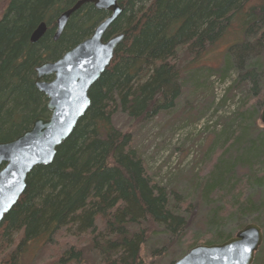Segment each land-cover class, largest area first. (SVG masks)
<instances>
[{"label":"trees","instance_id":"1","mask_svg":"<svg viewBox=\"0 0 264 264\" xmlns=\"http://www.w3.org/2000/svg\"><path fill=\"white\" fill-rule=\"evenodd\" d=\"M78 1L0 0L5 3L0 17V142L22 135L36 118L50 116L48 99L35 84L36 68L89 38L110 15L86 3L55 41L58 17ZM119 3L123 12L104 40L124 34V41L91 87V105L73 133L57 148L51 164L31 171L24 193L5 215L0 264H24L23 257L40 242L33 264H87L92 257L96 264H144L145 243L157 227L175 241L186 236L190 221L181 203H171L169 193L148 173L132 134L118 130L114 117L122 112L148 121L174 107L187 83L183 73H213L217 68L201 60L232 28L237 41L220 71L239 67L237 81L249 83L250 90L236 112L237 126L217 148H209L214 150L205 173L197 175L198 183L207 176L203 200L220 201L213 222L224 225L235 219L237 231L248 223L264 230L263 124L256 134L252 131L264 106V0ZM42 22L47 31L33 43L32 33ZM189 205L185 202V210ZM233 232L218 227L205 238L183 242V254L197 244L222 243ZM82 237L84 248L73 244ZM54 247H61L60 252L48 263L42 253ZM254 264H264V247Z\"/></svg>","mask_w":264,"mask_h":264},{"label":"rangeland","instance_id":"2","mask_svg":"<svg viewBox=\"0 0 264 264\" xmlns=\"http://www.w3.org/2000/svg\"><path fill=\"white\" fill-rule=\"evenodd\" d=\"M4 7L5 3H0V17ZM236 41V28H232L224 39L209 48L201 61L217 68L210 75L202 77L198 69L183 73V79H187V83L170 110L161 112L148 121L134 120L122 112L116 113L114 117V125L118 130L132 134L134 147L146 162L148 173L169 193L172 204L175 201L178 205L181 203L183 214L190 221L186 236L176 241L172 236L165 234L161 227H157L145 243L144 254H147L148 259L146 257L144 264H173L184 255L186 248L183 242L205 238L218 227L227 233L236 230L235 219L225 221L224 225L220 220H216V223L211 220L213 210L220 201L203 200L202 188L207 176L202 178L200 183L197 176L201 172L199 176L205 173L211 152L224 142V138L237 126L236 112L250 90L249 83L242 84L237 81L241 73L239 67L230 69L226 74L220 71L225 65L224 56ZM207 71L205 70V74ZM193 72L195 73L189 81ZM196 81L200 84L198 87L193 85ZM253 103L255 102L251 100L250 105ZM261 111L254 120L257 123L252 127L255 134L262 123ZM225 132L228 134L223 136ZM211 146L214 149L208 151ZM235 172L239 177L238 168ZM252 193L254 194V191ZM185 202L190 204L186 210ZM262 220L264 221V217ZM237 232L236 230L233 233ZM73 240V244L78 247L84 248L87 244L84 237ZM41 244L40 242L35 248L31 246L28 255L23 257L24 264H33L36 249ZM64 244L62 242V245ZM263 247L264 240L259 250ZM60 248L54 247L49 252L45 251L42 253L43 259L51 262L59 254ZM93 259H88L87 264H96ZM97 259L100 260L99 257Z\"/></svg>","mask_w":264,"mask_h":264},{"label":"water","instance_id":"3","mask_svg":"<svg viewBox=\"0 0 264 264\" xmlns=\"http://www.w3.org/2000/svg\"><path fill=\"white\" fill-rule=\"evenodd\" d=\"M85 3L94 4L110 15L89 38L59 59L43 62L36 68L35 84L48 99L49 118L38 117L22 135L0 142V227L24 193L31 171L36 166L51 164L57 148L73 133L91 105V87L109 67L124 41V34L104 40L107 30L123 12L119 0H79L58 17L55 41L61 37L70 17ZM46 31L47 24L42 22L32 33L31 41L38 42ZM50 76L52 79L46 80ZM260 120L264 126V106ZM263 240L261 226L248 223L222 243L193 246L174 264H253Z\"/></svg>","mask_w":264,"mask_h":264},{"label":"flooded vegetation","instance_id":"4","mask_svg":"<svg viewBox=\"0 0 264 264\" xmlns=\"http://www.w3.org/2000/svg\"><path fill=\"white\" fill-rule=\"evenodd\" d=\"M51 79H52V77H51V76L46 78V80H51ZM35 81H36V80H35Z\"/></svg>","mask_w":264,"mask_h":264},{"label":"bare ground","instance_id":"5","mask_svg":"<svg viewBox=\"0 0 264 264\" xmlns=\"http://www.w3.org/2000/svg\"><path fill=\"white\" fill-rule=\"evenodd\" d=\"M86 4V3H85ZM49 118V117H48Z\"/></svg>","mask_w":264,"mask_h":264}]
</instances>
